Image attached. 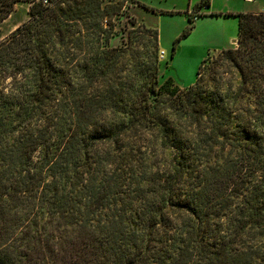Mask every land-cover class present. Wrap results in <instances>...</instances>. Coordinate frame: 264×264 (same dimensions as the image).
Wrapping results in <instances>:
<instances>
[{
  "label": "trees",
  "instance_id": "16d2710c",
  "mask_svg": "<svg viewBox=\"0 0 264 264\" xmlns=\"http://www.w3.org/2000/svg\"><path fill=\"white\" fill-rule=\"evenodd\" d=\"M19 2L30 17L0 42V264H264L262 132L232 131L229 114L208 152L185 135L184 116L221 104L200 71L160 85L156 30L111 46L127 0H0V24ZM228 15L239 46L223 54L262 108L264 13ZM145 32L157 43L143 53Z\"/></svg>",
  "mask_w": 264,
  "mask_h": 264
},
{
  "label": "rangeland",
  "instance_id": "374dc122",
  "mask_svg": "<svg viewBox=\"0 0 264 264\" xmlns=\"http://www.w3.org/2000/svg\"><path fill=\"white\" fill-rule=\"evenodd\" d=\"M199 2L200 0H127L125 13L121 22L117 23L119 34L113 38L111 46H122L127 41L130 29L142 32L146 27L159 34L160 85L167 79H172L173 86L186 89L196 82L200 71L204 94L211 103L221 104V107L211 117L209 113L204 115L200 122L184 116L182 130L185 135H191L192 141L199 144L204 152H208L206 138L214 123L224 122L229 114L234 119L232 131L236 132L241 121L246 122L251 124V128L262 132L264 143V104L257 109L259 104L256 97L244 92L239 71L223 54V50L237 49L239 46L238 17L228 14L246 13L249 9L255 13H264V0H254L252 3L245 0H212L210 7L201 10L206 15L197 16L194 28L185 36L189 26L188 17ZM29 6L26 2L16 5L6 22L0 25V42L29 19ZM132 20H135L134 25L130 23ZM156 43L154 34L145 32L136 46L144 53L152 51ZM241 90L243 91L240 92ZM162 96L166 98L167 94ZM153 140L158 149L154 151L152 161L159 165L167 164L172 157L170 151L162 149L157 134L153 135ZM256 142L257 140L254 144ZM237 156L234 151L231 153L232 158Z\"/></svg>",
  "mask_w": 264,
  "mask_h": 264
},
{
  "label": "crops",
  "instance_id": "0c3cea01",
  "mask_svg": "<svg viewBox=\"0 0 264 264\" xmlns=\"http://www.w3.org/2000/svg\"><path fill=\"white\" fill-rule=\"evenodd\" d=\"M247 3H252V1H254V0H245ZM16 12V11H15ZM248 12H254L255 13V11H250V9L248 10ZM260 12H262V11H260ZM259 11L258 12H256V13H260ZM8 19V18H7ZM6 19V20H7ZM6 20L4 21V22H2L0 25H2L3 23H5L6 22ZM239 21V20H238Z\"/></svg>",
  "mask_w": 264,
  "mask_h": 264
},
{
  "label": "built area",
  "instance_id": "2783aa9c",
  "mask_svg": "<svg viewBox=\"0 0 264 264\" xmlns=\"http://www.w3.org/2000/svg\"><path fill=\"white\" fill-rule=\"evenodd\" d=\"M161 57H162V58L164 57V52H162Z\"/></svg>",
  "mask_w": 264,
  "mask_h": 264
},
{
  "label": "water",
  "instance_id": "95a60500",
  "mask_svg": "<svg viewBox=\"0 0 264 264\" xmlns=\"http://www.w3.org/2000/svg\"><path fill=\"white\" fill-rule=\"evenodd\" d=\"M234 42H236V41H234Z\"/></svg>",
  "mask_w": 264,
  "mask_h": 264
}]
</instances>
